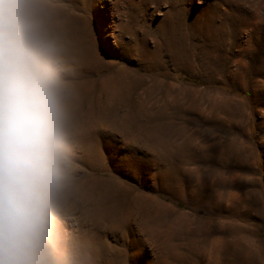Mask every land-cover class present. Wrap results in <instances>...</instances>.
Here are the masks:
<instances>
[{
	"label": "rangeland",
	"instance_id": "1",
	"mask_svg": "<svg viewBox=\"0 0 264 264\" xmlns=\"http://www.w3.org/2000/svg\"><path fill=\"white\" fill-rule=\"evenodd\" d=\"M198 3L45 0L74 68L63 228L84 264H264V0ZM117 138L144 153L135 181Z\"/></svg>",
	"mask_w": 264,
	"mask_h": 264
},
{
	"label": "clouds",
	"instance_id": "2",
	"mask_svg": "<svg viewBox=\"0 0 264 264\" xmlns=\"http://www.w3.org/2000/svg\"><path fill=\"white\" fill-rule=\"evenodd\" d=\"M45 0H0V264H84L67 244L74 68Z\"/></svg>",
	"mask_w": 264,
	"mask_h": 264
},
{
	"label": "snow or ice",
	"instance_id": "3",
	"mask_svg": "<svg viewBox=\"0 0 264 264\" xmlns=\"http://www.w3.org/2000/svg\"><path fill=\"white\" fill-rule=\"evenodd\" d=\"M190 7H203L202 3H198V0H192V5ZM98 135H105V130L101 129L97 133ZM116 148L118 155L121 157L122 172L130 180L135 181L137 175L139 174L141 162L138 160L139 156L144 155L143 151L138 149L137 146L133 144H126L119 138L116 139ZM264 200V196L261 197Z\"/></svg>",
	"mask_w": 264,
	"mask_h": 264
},
{
	"label": "bare ground",
	"instance_id": "4",
	"mask_svg": "<svg viewBox=\"0 0 264 264\" xmlns=\"http://www.w3.org/2000/svg\"><path fill=\"white\" fill-rule=\"evenodd\" d=\"M47 4V3H46ZM46 6V5H45ZM73 24V23H72ZM59 24H57V26H58ZM69 28V27H68ZM62 30V29H61ZM61 33V32H60ZM89 50V49H88ZM93 66V65H92ZM118 71V70H117ZM111 75V74H110ZM116 76H120L121 77V75L119 74V73H117L116 72ZM121 81H122V85H125V81L123 80V78L121 77ZM111 86H115V84L114 83H112L111 84ZM105 102V101H104ZM106 102H107V100H106ZM101 104L103 103V101H101L100 102ZM101 107V106H100ZM98 110V113H97V118H98V122H99V126H103V129H106L105 127H104V124H105V122H104V120L102 119V113H103V111H104V109L102 110V108H99V109H97ZM96 114V113H95ZM107 116H108V114H107ZM90 117V116H89ZM95 117V116H94ZM157 124V123H156ZM155 126V125H154ZM157 126V125H156ZM115 127V126H114ZM159 129L158 128H156L154 131L153 130H149V132H148V135H152L153 133H155V132H157ZM171 133V132H170ZM158 135V134H157ZM157 135L155 136V138H157ZM171 135H172V133H171ZM179 136H180V134H179ZM154 138V139H155ZM153 139V138H152ZM169 140V139H168ZM175 140V139H174ZM153 141H155V140H153ZM161 141V140H160ZM167 141V140H166ZM162 142V144H163V142L164 141H161ZM160 142V143H161ZM171 142V141H170ZM174 142V141H173ZM162 144H161V146H162ZM165 144V143H164ZM168 144V143H167ZM157 145V144H156ZM165 146V145H164ZM167 146V145H166ZM163 147V146H162ZM154 148H155V146H154ZM166 148H168V147H166ZM165 148V149H166ZM173 148V147H172ZM159 150V149H158ZM169 150V149H168ZM159 151H161V150H159ZM170 151V150H169ZM169 153V152H168ZM167 152H165L163 155H161V156H163V157H165V158H168L170 155H167L168 154ZM170 154V153H169ZM242 262V261H241ZM108 263V262H107ZM234 264H236L235 262H234Z\"/></svg>",
	"mask_w": 264,
	"mask_h": 264
}]
</instances>
